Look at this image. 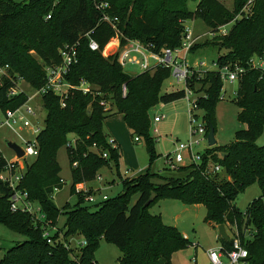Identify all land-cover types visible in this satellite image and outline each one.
I'll return each mask as SVG.
<instances>
[{
  "label": "trees",
  "instance_id": "trees-1",
  "mask_svg": "<svg viewBox=\"0 0 264 264\" xmlns=\"http://www.w3.org/2000/svg\"><path fill=\"white\" fill-rule=\"evenodd\" d=\"M96 1L0 0V64L9 65L11 76L0 81L2 110L16 109L28 101L24 91L11 95L19 78L37 90L45 85V66L60 62L65 44L78 43V62L67 81L76 86L86 81L91 86L88 93L70 89L65 106L58 95L42 94L47 115L38 135L39 154L26 161L20 187L41 206L46 219L35 221L29 213L13 212L9 202L12 189L0 179V224L26 237L6 250L0 264H98L95 252L102 238L120 249L119 264H162L161 260L173 264L174 253L186 249L190 241L176 226L165 224L161 214L150 212L160 199L204 205L207 222L237 227L248 250V264H264V145L257 144L264 132V71L250 67L253 56L264 55V0H233L232 9L220 0H199L195 11L188 8L189 0H106L108 14L118 18L122 43L138 39L158 52L181 44L188 20L202 19L211 33L232 23L226 34L215 35L212 44L226 50L218 57L217 65H240L245 69L234 101L240 109L239 121L246 126L237 130L235 140L225 147L206 148L201 164L178 167L177 176L148 170L133 179L123 178L122 193L112 201L108 197L93 209L85 204V197L94 192H78L77 187L96 179L103 167L113 165L118 169L122 158L121 147L112 146L104 131L106 119L122 114L132 135L145 139L153 162L160 155L156 137L150 133L149 111L159 103L185 97V89L163 92V84L170 77L168 67L130 75L118 62L117 54L105 57L90 48L91 38L104 49L116 34L103 20ZM196 83L205 92L198 101L205 111V127L208 133L214 127L216 134L215 108L223 80L218 70H207L194 75L188 85L194 87ZM123 85L127 86L126 96ZM70 135L75 137L73 147L67 146ZM94 144L97 152L92 151ZM64 146L71 158L70 193L76 194L78 201L73 205L67 202L60 209L54 194L64 185L57 158ZM105 152L108 157L103 156ZM209 161L212 168H208ZM6 164L0 152V173ZM217 164L226 173L225 178L214 171ZM253 183L259 184L262 194L242 212L235 200ZM153 194L155 198L148 205ZM135 195L138 197L131 204ZM61 214L66 217L62 228L57 226ZM46 222L59 228L52 236L53 243L44 237ZM246 230L252 232L251 239L246 237ZM74 236L84 239L77 251L70 245ZM219 239L224 250L230 249L232 241L220 235Z\"/></svg>",
  "mask_w": 264,
  "mask_h": 264
},
{
  "label": "rangeland",
  "instance_id": "rangeland-1",
  "mask_svg": "<svg viewBox=\"0 0 264 264\" xmlns=\"http://www.w3.org/2000/svg\"><path fill=\"white\" fill-rule=\"evenodd\" d=\"M16 2H23L25 0H14ZM199 0H189L188 8L195 11ZM228 8H233V0H220ZM186 25L191 28L195 35H201L198 46L189 54L191 63L197 61H204L206 67L210 70H216V61L218 57L225 54L226 50H220L218 46L212 44V39L215 34H211L210 28L204 23L202 19L188 20ZM232 26L230 23L226 28ZM124 71L130 75H136L142 71L137 66H127ZM238 81L224 82L225 98L217 102L215 108L216 134L217 146L225 147L235 140V132L239 129L245 128V124L239 121L238 113L239 107L236 105L234 99L238 90ZM19 87L24 91L29 100L26 106H32L36 111V119L41 126L45 125V118L47 115L46 108L43 104L42 95L39 91L32 87L26 81H20ZM195 94L192 99H199L205 95L202 85L197 84ZM195 87V88H196ZM183 83H176L172 77L165 80L162 90L169 92L171 90L184 89ZM107 105L111 102L108 101ZM152 120L150 133L156 137V151L160 155L156 160L151 162L145 139L141 137L139 141L136 140L137 135H132L131 130L124 124V119L118 114H113L108 117V125L105 122L104 131L108 138L117 136L118 143L122 150V158L118 169L112 166L101 168L100 173L96 179L88 181V184L80 185L77 191L82 190L93 191L101 187V193L98 195L96 203L85 201L87 205L96 208V204H103L105 201L101 200V196L107 195L110 201L114 200L123 191L122 179L128 177L133 179L135 176L145 173L148 170L154 174H166L171 176L179 175L178 171L170 169L165 165V157L172 154L177 146L182 142H187L190 138L191 118L188 112V102L186 98L175 100L169 103H159L151 108L149 111ZM199 115L198 121L195 124L204 123L205 111L197 110ZM164 118L159 122H154V115H162ZM110 125V126H109ZM26 137H30V131L24 130ZM116 134V135H115ZM74 135H70L71 147L74 146ZM7 140L17 142L19 145H24L20 137L7 126H0V152L7 160L14 159V151L7 145ZM257 144L264 145V132L257 140ZM209 143L204 141L202 145L196 148L198 151H204L208 148ZM70 146V145H67ZM64 146L58 152V162L61 166V177L64 185L54 194V202L63 209L64 205L69 202L75 204L78 201L76 194L71 195V158L68 147ZM210 148V146H209ZM33 158H28L32 161ZM220 177L225 178L226 173L219 171ZM156 182L160 179L156 178ZM93 186L92 188H86ZM97 187V188H96ZM262 194L258 183L249 185L243 192H241L235 200V205L245 212L250 203L259 198ZM138 195L131 199V204H134ZM152 214H161L163 221L167 225L176 226L183 236L190 241V245L183 250L174 253L172 257L173 264H210L207 251L211 248L222 245L219 239L218 226H214L205 220L206 208L202 204H185L178 199H160L156 201L151 207ZM65 215L61 214L58 221V227L62 228L65 223ZM230 237L234 235V230L226 227ZM249 239L252 235L248 236ZM26 237L16 231L0 224V257H3L6 250L14 246L18 242L25 240ZM82 236H74L70 238L71 246L75 251L79 250V245L83 242ZM121 256L120 249L105 238L100 240V245L95 252V258L98 264H119L118 258Z\"/></svg>",
  "mask_w": 264,
  "mask_h": 264
},
{
  "label": "built area",
  "instance_id": "built-area-1",
  "mask_svg": "<svg viewBox=\"0 0 264 264\" xmlns=\"http://www.w3.org/2000/svg\"><path fill=\"white\" fill-rule=\"evenodd\" d=\"M96 8L102 12L103 20L112 25L116 34L104 49L100 47L99 43L95 39L91 38L89 46L92 50L101 51L105 57L117 54L118 62L123 69L127 66H137L143 72L148 70L153 71L158 66L168 67L170 69V77H172L176 83H183L185 85L184 98L187 99L188 112L192 122L189 133L190 138L187 142L180 143L172 154L165 157V165L170 169L176 170L180 166L192 163L201 164L203 162V155L206 149L202 152L199 150L197 151L196 148L202 145L204 141L208 142V132L203 122L195 124L199 118L197 110L201 108L199 107L198 100L192 99V95L196 93L194 89H197L196 85L199 83H196L194 87L188 85V82L193 79L194 75L210 70L206 67V63L204 61L191 63L189 60V54L191 53L192 48L200 42L201 35H195L194 31L186 25V32L182 38L181 44L175 48H163L160 52L154 51L151 44H144L138 39H127L125 43H122L120 37L121 33L117 26L118 18H112L107 11L109 3L106 0H97ZM48 18H50V15H48ZM226 27L227 26H222L220 27L219 32L211 34H226ZM90 33L91 32L87 35H90ZM77 47L78 43H74L65 44V46L61 48L60 62L45 66L46 83L38 90L41 95L48 92L58 95L61 99L62 106H65V99L68 97L70 89H78L84 93L91 91V86L86 81H82L80 85L76 86L66 79L72 66L78 62ZM250 67L254 69H262L264 71V55L253 56L250 60ZM216 70L219 71L221 79L223 80V88L220 98L224 99L226 92L224 89V82L238 81L245 69L240 65H225L222 67L217 65ZM4 76L11 77L9 65L0 64V81ZM20 81L25 80L19 78L15 81L17 86L16 89L12 90L11 95L18 94L22 91L19 87ZM122 89L123 96H126L127 86L123 85ZM26 103L13 110H2L0 108V126H7L9 129L14 131L24 144L22 146L20 145L24 151L23 157H18L17 153L12 149L15 154L14 159L7 160L5 168L0 173V179L7 183L12 189L9 202L10 208L13 212H26L29 213L35 221H44L46 216L41 206L37 202L31 200L28 192L20 187L26 169V161H28V158H35L39 154L38 135L44 127L41 126L35 118L36 111L34 108L32 106H26ZM164 116V114L154 115L153 120L154 122H159L164 118ZM24 130L30 131V137L25 136L23 133ZM136 140L139 141L140 139L136 137ZM109 143L115 147L113 140H109ZM68 145H71V143ZM97 150L98 148L96 144H94L92 151L97 152ZM103 156L108 157L107 152H105ZM74 165L76 166L77 162H74ZM212 167L213 163L209 161L208 168ZM213 169L214 171L219 172L222 170V167L217 164ZM82 191L84 193L88 192L87 190ZM85 199L90 203H96L98 201V196L93 193L87 195ZM106 199H108L107 195L101 196V200ZM234 229V235L231 237L232 246L230 249L224 250L223 246L220 245L207 251L210 264H248V250L241 241L240 233L237 227H234ZM58 230L59 228L57 226H53L51 222L45 223L44 237H46L48 243L54 242L52 236ZM245 235L248 237L252 235V232L250 230H246ZM81 244H84V241ZM66 246L69 247L70 245L66 244Z\"/></svg>",
  "mask_w": 264,
  "mask_h": 264
},
{
  "label": "water",
  "instance_id": "water-1",
  "mask_svg": "<svg viewBox=\"0 0 264 264\" xmlns=\"http://www.w3.org/2000/svg\"><path fill=\"white\" fill-rule=\"evenodd\" d=\"M208 143H209L210 147L217 145V139L215 137L214 127H211L210 131L208 133ZM7 145L17 153L18 157L24 156V151H23L22 147L19 144H17L16 142L7 140ZM154 198H155V194L152 195V197L150 198V200L148 201L147 204L149 205L154 200ZM218 231H219V235L223 239H225L226 241H232V238L229 236V234L227 232L225 224H219L218 225ZM160 262L163 264V260H161Z\"/></svg>",
  "mask_w": 264,
  "mask_h": 264
},
{
  "label": "crops",
  "instance_id": "crops-1",
  "mask_svg": "<svg viewBox=\"0 0 264 264\" xmlns=\"http://www.w3.org/2000/svg\"><path fill=\"white\" fill-rule=\"evenodd\" d=\"M171 91H174V90H171ZM163 104V103H162ZM118 115H120V116H122L123 117V115L122 114H118ZM109 119H111V118H109ZM109 119L107 118L106 119V124L108 125V122H109ZM124 119V118H123ZM124 124H126L125 123V120H124ZM110 126V125H109ZM126 126H127V124H126ZM128 127V126H127ZM107 134V133H106ZM116 135V134H115ZM108 136V135H107ZM109 140H113L114 141V144H115V146H118L119 145V143H118V138H117V136H115V137H110V138H108ZM120 146V145H119ZM161 175H166V174H161ZM99 176L100 177H102V175H101V173H100V171H99ZM138 176V175H137ZM136 177V176H135ZM89 182H85V183H82V184H80V185H85V184H88ZM79 185V186H80ZM89 187H93V186H88V187H86V188H89ZM97 188V187H96ZM87 190V189H86ZM88 191V190H87ZM101 193V187H98V189H96L95 190V195L96 196H98L99 194ZM186 237V236H185Z\"/></svg>",
  "mask_w": 264,
  "mask_h": 264
}]
</instances>
